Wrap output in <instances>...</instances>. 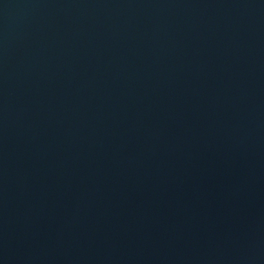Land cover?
<instances>
[{
  "label": "water",
  "instance_id": "obj_1",
  "mask_svg": "<svg viewBox=\"0 0 264 264\" xmlns=\"http://www.w3.org/2000/svg\"><path fill=\"white\" fill-rule=\"evenodd\" d=\"M0 264H264V0H0Z\"/></svg>",
  "mask_w": 264,
  "mask_h": 264
}]
</instances>
